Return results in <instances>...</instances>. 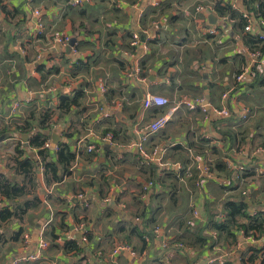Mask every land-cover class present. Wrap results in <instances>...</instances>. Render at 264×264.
Here are the masks:
<instances>
[{"label": "crops", "instance_id": "crops-1", "mask_svg": "<svg viewBox=\"0 0 264 264\" xmlns=\"http://www.w3.org/2000/svg\"><path fill=\"white\" fill-rule=\"evenodd\" d=\"M72 1L0 0V128L11 126L10 137H0V171L8 172L18 144L22 157L37 155L28 140L41 130L36 125L22 135L15 130L32 112L50 114L47 149L55 152L58 143L68 142L75 154L59 182L47 184L37 169L34 188H27L37 205L0 226V264H259L249 263L247 249L262 248L264 241L251 243L238 232L235 245L201 256L191 247L162 246L164 239L188 242L183 223L194 220L193 208L200 216L197 225L207 213L222 220L227 198L241 197L249 212L264 207V55L252 56L244 25L214 6L195 11L197 5L208 7L207 0H79L77 6ZM237 9L248 13L242 0ZM38 25L42 34L36 33ZM211 26L217 34L205 35ZM251 33L264 35V26L255 20ZM132 34L139 36L133 47ZM59 36L70 38L72 46L54 42ZM134 65L139 75L125 77ZM40 66L49 73L39 72ZM77 92L84 95L81 106L58 116L60 98ZM147 93L167 98L168 107L184 98L202 99L208 107L225 106L229 114L220 118L180 107L141 143L133 129L168 108L144 109ZM104 132L112 134L113 145L87 153V145L98 144ZM138 144L148 155L157 148V157L141 159ZM202 165L212 168L213 177L197 188ZM243 172V180L233 178ZM150 181L153 187L144 190ZM231 184L234 190L226 188ZM13 203L1 197L0 211ZM155 226L161 236L154 234ZM133 229L142 234L144 250ZM40 239L48 244L42 258L21 262L37 252ZM67 241L79 252L65 251ZM120 242L135 256H113Z\"/></svg>", "mask_w": 264, "mask_h": 264}, {"label": "trees", "instance_id": "trees-1", "mask_svg": "<svg viewBox=\"0 0 264 264\" xmlns=\"http://www.w3.org/2000/svg\"><path fill=\"white\" fill-rule=\"evenodd\" d=\"M211 1L214 10L221 14V16H228L232 20H238L240 25H244L242 14L238 10H232L228 3L222 6L221 1L218 0H207ZM243 5L247 7V11L251 15H259L264 17V0H242ZM244 43L250 52L258 51L260 55H264V39L260 40L258 37L252 35H245ZM86 66L78 69L77 71H83ZM41 73L48 74L43 66L38 68ZM84 95L82 92H77L72 97L63 96L60 98L59 105L57 107V115L61 116L69 112L74 106L79 108ZM50 114L48 113H36L32 112L29 117L25 120L24 124L15 127V130L23 133L29 132L35 125L41 131L35 135H31L28 140V147L37 150L35 156H23V150L20 149L19 144L15 148L17 156L14 158V162L8 167V172L0 171V198L3 197L5 200L13 203L10 207H5L0 211V226L5 223L11 222L13 219L20 220L26 214L28 209L37 205L38 200L36 197H27V188H34V176L35 172L39 167L42 168L46 183L59 182L63 175H65L70 167V164L75 158V154L71 152L69 143H58L55 152L44 148V144L49 140L46 132L49 123ZM11 126H4L0 128V137H10ZM107 134L104 132L103 135ZM70 139V136H67ZM52 154L56 158V161H52ZM40 160V165H39ZM212 169V168H211ZM224 168L221 167L220 170ZM246 173H240V177L237 180H243ZM235 178V175L234 177ZM231 185L226 186L229 190L235 188ZM264 193V188L262 190ZM248 205L240 198L230 199L227 198L220 209V212L224 214L222 220L217 219V213H207V218L196 225H188L184 221L186 234L188 236V242L182 241L181 243L186 246L185 248H193L197 255L204 253L206 250L212 251L215 247L220 248L235 245L238 237L236 233L242 229L246 236L249 235H264V207L259 208L254 212L248 211ZM219 213V212H218ZM133 231H136L133 229ZM21 234V233H20ZM136 234L142 242V249L146 248L145 241L142 240V234L136 231ZM189 234V235H188ZM19 235V232L16 234ZM191 237V241H189ZM65 251H76L79 252L77 245L73 241H67L65 243ZM250 252L248 257L249 263L252 261H259V264H264V247L258 246L249 247L247 252ZM244 262V261H243Z\"/></svg>", "mask_w": 264, "mask_h": 264}, {"label": "built area", "instance_id": "built-area-1", "mask_svg": "<svg viewBox=\"0 0 264 264\" xmlns=\"http://www.w3.org/2000/svg\"><path fill=\"white\" fill-rule=\"evenodd\" d=\"M224 2H227L228 5L230 6V8L232 10H238L237 9V3L239 0H222ZM71 4L73 6H77L80 5V1L79 0H74L71 2ZM210 7H212V2L208 1V7H203L202 5H197L195 7V11L200 12V11H209ZM39 12L36 11L35 12V16H39ZM242 18L244 21V27H243V32L247 33V34H252V30H253V25H254V21L256 20L258 22L259 25L264 26V17H260L259 15H251L249 13L247 14H242ZM222 21H226L225 17H222ZM37 34H42V27L41 25H38V29L36 31ZM205 35L207 36H214L217 34V30L215 26H211L208 27L205 30ZM258 38L260 40L264 39V35H259ZM138 40H139V36L137 34H132V39H131V43L130 45L133 47L135 45L138 44ZM70 41V38L68 39L67 36H63V37H55L54 38V42H56L58 45H67ZM73 53H76V49H72ZM252 56L254 58H261V55L259 54L258 51L254 52L252 54ZM140 73V68L138 67V65H134L131 69H129L128 71L125 72V77L130 78V77H136L138 76ZM243 74H239L236 78L237 81H241L243 79ZM223 98H226V95H223ZM142 106L144 109H151V108H166L169 106V100L163 96L160 95H155V94H151V93H147L145 94L144 98L142 99ZM180 107H184L185 109H187L188 111H196L199 110L201 111L204 115H207L208 113H211L215 116H218L220 118H224L227 117L229 114V111L227 110V108L225 106H222L221 108H214V107H208L207 105L203 104L202 99H188V98H184L181 101H179L174 107H168L166 112L164 114H161L159 117H157L156 119H154L151 123H149L148 125H145L144 127H135L133 130L135 132V134L139 137V139L141 140V143H144L146 140H148V138L157 133L158 131H160L161 129H163L167 123L170 121L173 113ZM16 108V107H14ZM246 116V113L243 111V117ZM208 139V137H206ZM99 143L98 144H94V143H90L87 145L86 147V151L89 154H93V153H98L101 149V145L102 144H107V145H113V136L112 134H105L101 137L98 138ZM50 144L49 142H45L44 144V148H49ZM136 149L138 150V155L141 159L146 160V159H154L155 157H157L158 155V149L154 148L153 151H151L150 155L147 154V152L144 150L142 144H138L135 146ZM260 152H263V150H260ZM173 169L176 170H181L182 167L179 164H174L172 165ZM227 167L231 168V163L227 162ZM200 173L199 176L196 180V187L200 188L201 182L204 180H209L213 177L212 171L210 169L209 166L207 165H202L201 167H198ZM189 175V174H188ZM240 177V174H235V179H238ZM154 183L153 182H147L146 185L143 187L144 190H147L151 187H153ZM192 218L194 219L193 221H188L187 224L188 225H193L194 221H200V216L199 213L197 212V210L195 208H193V213H191ZM154 234L156 235H160L161 236V227L160 226H155L154 230H153ZM238 233L246 240L250 241L251 243H256V242H261L264 241V235L258 236L257 234L254 235H249L246 236L243 232L242 229L238 230ZM169 241H165V239L163 240V244L162 246L164 248H168L169 245H172L174 249L177 250H181L184 249L185 246L181 243V242H176V243H171L169 244ZM47 242L44 241L43 239L39 240V246H38V250L35 254H32L31 256L25 257L23 258L21 262L24 263H33L38 261L40 258H42L43 255V251L46 250L47 248ZM121 252H127L130 253L131 256H135L134 251L132 250L131 246L125 242H120L117 243L115 245V248L113 250V256L118 255ZM243 259L240 258V262Z\"/></svg>", "mask_w": 264, "mask_h": 264}, {"label": "water", "instance_id": "water-1", "mask_svg": "<svg viewBox=\"0 0 264 264\" xmlns=\"http://www.w3.org/2000/svg\"><path fill=\"white\" fill-rule=\"evenodd\" d=\"M208 21H209L210 23H213V22L215 21V17H214L213 15H209V17H208ZM69 46H72V43L69 42ZM0 140H1V139H0Z\"/></svg>", "mask_w": 264, "mask_h": 264}]
</instances>
